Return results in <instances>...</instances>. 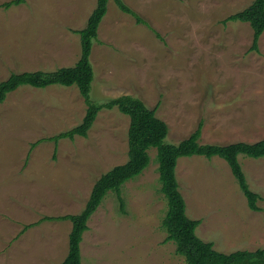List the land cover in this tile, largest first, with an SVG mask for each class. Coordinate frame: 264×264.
I'll return each instance as SVG.
<instances>
[{
    "label": "rangeland",
    "instance_id": "374dc122",
    "mask_svg": "<svg viewBox=\"0 0 264 264\" xmlns=\"http://www.w3.org/2000/svg\"><path fill=\"white\" fill-rule=\"evenodd\" d=\"M6 1L0 0V82L14 72L76 64V30L97 0H26L4 8ZM124 1L161 37L109 0L91 54L93 101L141 98L168 123L167 143L188 137L201 120L203 142L264 137V32L255 50L248 22H225L253 0ZM86 110L77 85H22L0 104V264H61L72 222L41 218L81 212L96 180L128 160L130 117L117 107L102 109L87 137L63 138L57 152L50 140L31 150L33 142L81 123ZM149 152V166L122 187L124 207L110 191L90 218L84 264H187L166 239L158 151ZM239 161L262 211L249 207L225 159L184 156L176 168L186 212L202 220L197 234L225 253L264 248V157L241 154Z\"/></svg>",
    "mask_w": 264,
    "mask_h": 264
},
{
    "label": "trees",
    "instance_id": "16d2710c",
    "mask_svg": "<svg viewBox=\"0 0 264 264\" xmlns=\"http://www.w3.org/2000/svg\"><path fill=\"white\" fill-rule=\"evenodd\" d=\"M115 1L123 11L135 16L138 22L146 23L155 31L157 36L161 37L159 32L145 19L141 18L124 0ZM25 2L26 0H9L3 3V7L10 8ZM108 2L109 0H97L96 7L91 12L85 27L76 30L81 40V56L75 65L60 67L54 71L14 72L7 79L0 82V104L5 101L10 92L15 91L22 85H31L37 88H45L55 84L77 85L84 97L87 110L81 123L54 136L33 142L31 150L40 142L50 140L56 144L57 152V145L61 139H74L76 136L87 137L99 112L104 108L117 107L130 117L128 160L114 166L96 180L89 199L81 212L62 216H44L40 220H70L72 222V229L69 234V251L61 264H84L81 243L85 231L89 229L88 222L90 218L110 191L116 192L122 207H124L122 187L127 181L140 175L149 166L152 160L149 150L153 147L157 148L158 151L159 179L168 206L162 225L167 232L166 239L175 242L177 253L185 257L186 263L264 264V248L243 249L225 253L217 250L213 242L206 241L197 234L196 229L202 220L188 216L186 200L180 190L176 173L178 160L181 157L203 155L212 158L219 156L228 162L233 175L247 198L249 207L254 211H262V207L258 204L261 196L250 187L246 173L239 161V155L244 154L254 158L264 157V137L252 142L246 140L230 143L203 142L204 121L201 120L188 137L177 144L167 143L165 139L170 132L168 123L157 115L156 108H150L141 98L124 94L103 102L93 101L91 89L95 72L91 62V54L94 41L98 38L99 26L108 10ZM230 20L248 22L251 25L253 29L252 48L258 50L259 41L264 32V0H253L249 6L225 18V22ZM29 157L30 153L25 161L26 166ZM32 225L34 223L25 225L22 233Z\"/></svg>",
    "mask_w": 264,
    "mask_h": 264
},
{
    "label": "crops",
    "instance_id": "0c3cea01",
    "mask_svg": "<svg viewBox=\"0 0 264 264\" xmlns=\"http://www.w3.org/2000/svg\"><path fill=\"white\" fill-rule=\"evenodd\" d=\"M100 27V26H99Z\"/></svg>",
    "mask_w": 264,
    "mask_h": 264
}]
</instances>
